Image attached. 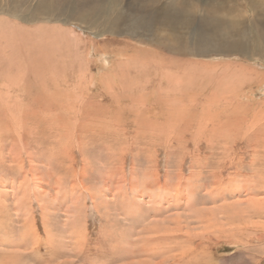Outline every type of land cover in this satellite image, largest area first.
<instances>
[{
	"label": "rangeland",
	"instance_id": "374dc122",
	"mask_svg": "<svg viewBox=\"0 0 264 264\" xmlns=\"http://www.w3.org/2000/svg\"><path fill=\"white\" fill-rule=\"evenodd\" d=\"M263 50L264 0H0V264H264Z\"/></svg>",
	"mask_w": 264,
	"mask_h": 264
},
{
	"label": "bare ground",
	"instance_id": "6f19581e",
	"mask_svg": "<svg viewBox=\"0 0 264 264\" xmlns=\"http://www.w3.org/2000/svg\"><path fill=\"white\" fill-rule=\"evenodd\" d=\"M43 21H52V22H55V21H59V20L57 19L56 15H53V16H51V18L46 17L45 19H43ZM242 45L243 44L239 40H225V39H223V40H219L218 42H216L214 44L205 45L200 51H196L195 53L197 54V56H206V55H209L211 53H214V54H223L225 56H226V54L227 55H232V54L233 55H236V54L237 55L238 54L243 55L244 54L243 53V50L244 49H243V46ZM189 49H191V47H190V45L187 46V44H186V48L185 49H182V47L176 46V48L174 50V53L176 52V53L190 55L189 54ZM251 57H253V54H251V56H249L248 58L251 59ZM259 59H261L262 63L264 64V53H263V55H260V58ZM233 89L234 88L232 87V90Z\"/></svg>",
	"mask_w": 264,
	"mask_h": 264
}]
</instances>
